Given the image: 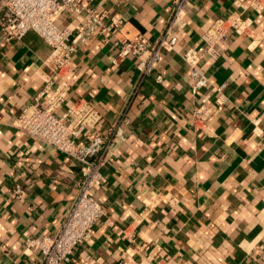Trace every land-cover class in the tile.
I'll return each instance as SVG.
<instances>
[{"label": "crops", "instance_id": "crops-1", "mask_svg": "<svg viewBox=\"0 0 264 264\" xmlns=\"http://www.w3.org/2000/svg\"><path fill=\"white\" fill-rule=\"evenodd\" d=\"M123 21L121 38L159 39L173 17V0H84ZM236 0H190L186 25L176 27V51L163 52L155 76L141 79L134 57L112 65L116 50L98 43L76 56V74L63 115L79 98H91L104 115L101 132L121 120L126 140L103 169L95 195L106 208L91 239L71 264H264V13L252 9L251 36L235 33L218 59L199 68L210 84L201 91L214 102L213 86L227 84L229 102L195 131L192 93L182 55L202 50L212 20L234 17ZM79 21L63 15L60 27ZM51 47L36 33L5 41L0 32V264H41L25 251L32 236H54L77 194L78 161L21 135L14 123L39 96ZM92 95V96H91ZM25 188L22 199L11 191ZM151 199L158 202L146 212ZM127 229L131 242L121 234Z\"/></svg>", "mask_w": 264, "mask_h": 264}, {"label": "built area", "instance_id": "built-area-1", "mask_svg": "<svg viewBox=\"0 0 264 264\" xmlns=\"http://www.w3.org/2000/svg\"><path fill=\"white\" fill-rule=\"evenodd\" d=\"M190 0H173V17L159 39L151 42L144 36L121 38L122 19L89 7L84 0H0V32L5 41L22 40L28 33L39 35L50 47L45 60L48 70L44 88L39 96L20 113L14 125L18 132L36 142L48 145L80 164L77 194L60 230L54 236H32L25 240V251L40 253L41 264H71L75 249L87 243L95 226L106 216V208L95 195L103 181V169L111 161L116 149L126 140L123 122L110 123L105 132L104 115L89 98H79L59 116L58 110L67 101L72 89L71 79L76 74L75 56L92 43L101 47L111 45L116 53L112 58L114 68L127 58L134 57L141 79L156 75V67L163 52L176 51L179 39L176 27L186 25ZM239 12L234 17L216 18L202 36V50L190 48L183 55L190 68L192 93L200 95L210 84L209 78L199 68L200 61L209 56L218 59L224 54L223 45L235 33L238 37L251 36L253 20L246 15L249 9L264 13V0H236ZM74 16L79 23L75 28L60 27L63 15ZM158 83L163 77L156 75ZM214 102L202 95L191 115L195 131L209 134L210 122L228 102L227 84L213 86ZM92 96V95H91ZM257 137L264 139V131L254 129ZM25 188L17 185L11 191L14 199H22ZM153 200V201H152ZM146 212L151 213L158 202L151 199ZM131 242L134 236L125 229L121 232ZM120 264H127L123 261Z\"/></svg>", "mask_w": 264, "mask_h": 264}]
</instances>
